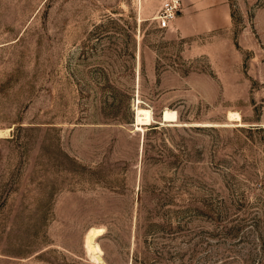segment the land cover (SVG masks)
I'll use <instances>...</instances> for the list:
<instances>
[{
	"label": "rangeland",
	"instance_id": "rangeland-1",
	"mask_svg": "<svg viewBox=\"0 0 264 264\" xmlns=\"http://www.w3.org/2000/svg\"><path fill=\"white\" fill-rule=\"evenodd\" d=\"M163 2L0 0V264H264V0Z\"/></svg>",
	"mask_w": 264,
	"mask_h": 264
},
{
	"label": "bare ground",
	"instance_id": "bare-ground-1",
	"mask_svg": "<svg viewBox=\"0 0 264 264\" xmlns=\"http://www.w3.org/2000/svg\"><path fill=\"white\" fill-rule=\"evenodd\" d=\"M140 101L135 104L134 111H135V122L136 128L140 131H144V127L146 125L153 124L156 122L155 118L153 117V112L150 109L144 108L140 106ZM164 114L165 120H163L162 115ZM230 114V113H229ZM234 116L241 120V116L238 113H234ZM232 116V115H231ZM233 116V117H234ZM235 120V119H234ZM163 125H178V113L174 110H164L161 114V122ZM103 232V229H91L86 236V247L88 248L89 252L93 254V257L99 259V252L101 253L100 246L95 242V237L100 235ZM98 254V255H97ZM92 256V255H91Z\"/></svg>",
	"mask_w": 264,
	"mask_h": 264
},
{
	"label": "built area",
	"instance_id": "built-area-1",
	"mask_svg": "<svg viewBox=\"0 0 264 264\" xmlns=\"http://www.w3.org/2000/svg\"><path fill=\"white\" fill-rule=\"evenodd\" d=\"M182 7V0H164L161 10L157 15L158 26L162 29L169 28L176 19Z\"/></svg>",
	"mask_w": 264,
	"mask_h": 264
},
{
	"label": "water",
	"instance_id": "water-1",
	"mask_svg": "<svg viewBox=\"0 0 264 264\" xmlns=\"http://www.w3.org/2000/svg\"><path fill=\"white\" fill-rule=\"evenodd\" d=\"M163 120H165L164 114L162 115ZM161 124V123H160Z\"/></svg>",
	"mask_w": 264,
	"mask_h": 264
},
{
	"label": "trees",
	"instance_id": "trees-1",
	"mask_svg": "<svg viewBox=\"0 0 264 264\" xmlns=\"http://www.w3.org/2000/svg\"><path fill=\"white\" fill-rule=\"evenodd\" d=\"M160 123H158V125H159Z\"/></svg>",
	"mask_w": 264,
	"mask_h": 264
}]
</instances>
